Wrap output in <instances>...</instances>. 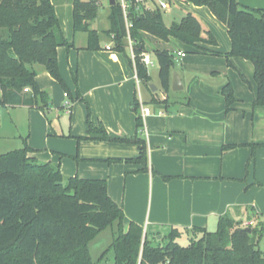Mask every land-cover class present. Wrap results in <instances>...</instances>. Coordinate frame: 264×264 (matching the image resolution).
<instances>
[{
    "label": "crops",
    "instance_id": "0c3cea01",
    "mask_svg": "<svg viewBox=\"0 0 264 264\" xmlns=\"http://www.w3.org/2000/svg\"><path fill=\"white\" fill-rule=\"evenodd\" d=\"M74 1L52 2L57 15V3L60 4L61 27L74 44L71 49L60 47L58 58L61 75L72 93L70 104L75 115L66 113L65 103L69 98L42 67L37 68L36 80L40 89L50 94L49 109L43 112L26 106L7 107L14 116L27 118L28 133L17 138L22 146L24 139L27 140L33 150L29 156L59 164L65 177L107 181L110 197L125 213L124 229L135 222L150 237L155 234L157 241H162L170 228L199 227L213 231L220 218L229 216L231 211L251 209L258 216L262 214L254 195L260 189L264 191V107L253 105L257 95L253 64L235 57L231 59V67L224 57L231 49L220 51L219 46H204L221 53L217 56L189 46L188 50L184 49L179 47L180 41L171 38L164 42L178 44V47L164 50L181 61L183 72L176 67L172 71L168 94L163 92L160 80L155 83L150 74L151 81L145 83L144 90L135 80L130 47L126 53L117 52L112 38L105 35V42L92 24L100 34V49L88 50V33L74 30ZM237 1L244 7L264 9V0ZM142 37L150 55L148 37L163 41L146 32H142ZM108 45L112 50L106 49ZM178 52L186 55L178 57ZM188 53L194 54L193 62ZM120 54L126 56V63L122 62ZM176 72L184 86L173 96L171 93L176 92L172 90V80ZM228 82L232 83L237 100L230 113L225 111L226 102L221 94ZM150 85L157 90L153 91ZM187 88L189 95L184 94ZM156 94L162 99L168 97L169 107L152 104ZM135 97L152 112L143 118L144 127L140 131L132 109ZM88 108L93 126H103L111 138L139 136L146 141L148 170L144 171L143 165L135 163H104L108 159L137 158L140 155L138 144L78 141L88 136ZM61 111L69 116L70 133L63 131ZM48 115L58 118L59 122L50 121ZM82 126L85 129L78 131ZM229 145L235 148L224 152L223 148ZM253 145H258L254 159Z\"/></svg>",
    "mask_w": 264,
    "mask_h": 264
},
{
    "label": "trees",
    "instance_id": "16d2710c",
    "mask_svg": "<svg viewBox=\"0 0 264 264\" xmlns=\"http://www.w3.org/2000/svg\"><path fill=\"white\" fill-rule=\"evenodd\" d=\"M115 1L116 4L110 6V27L104 34L114 36L113 49L120 53H126L131 39L135 59L130 56V62L142 83L151 81L141 59L146 52L142 32L163 41L174 38L197 50L209 51L204 48L206 45L219 46L212 35L204 37L201 22L190 13L181 23L167 26L156 0L144 3L131 0L132 26L128 30L121 4ZM187 1L197 7L209 6L226 24L232 48L224 57L231 67V59L235 57L252 62L257 85L253 105L264 107V10L244 7L237 0ZM100 5L98 0L74 1V30L88 33V50L91 51L100 49V34L92 28ZM60 47L71 49L74 44L66 38L52 0H0L1 109L19 106L43 112L49 109L50 94L41 90L36 80L38 67L47 71L72 101L71 90L59 69ZM208 53L221 55L214 51ZM154 55L159 65L161 88L168 94L176 67L175 56L167 50H157ZM241 77L248 83L243 74ZM221 94L226 102L225 111L230 113L237 101L231 82L221 89ZM161 99L156 94L151 103L169 107L168 100ZM140 108V100L135 97L132 109L137 115L138 131L144 127ZM88 126V136L78 141L138 144L140 155L126 162L141 164L144 171L148 170L145 140L139 136L111 138L103 126H93L89 108ZM252 147L254 159L258 145ZM234 148L225 146L223 151ZM32 151L24 139L22 148L0 154V264H264L259 231L252 229L249 233L243 221L230 216L220 218L216 231L199 227L185 230L191 236L187 246L180 245L178 240L182 233L175 228H170L164 236L165 244L158 243L155 234L150 237L135 222H130L125 230V213L110 197L107 181L65 177L59 164L30 157ZM115 226L117 231H113L111 246L99 261H94L91 242ZM109 252L113 253L111 261L105 260Z\"/></svg>",
    "mask_w": 264,
    "mask_h": 264
},
{
    "label": "rangeland",
    "instance_id": "374dc122",
    "mask_svg": "<svg viewBox=\"0 0 264 264\" xmlns=\"http://www.w3.org/2000/svg\"><path fill=\"white\" fill-rule=\"evenodd\" d=\"M53 2H63V0H52ZM98 2H102V5L98 8V17L96 21L93 23L94 27L99 30L101 33V37L104 38V41L106 42V37L104 34V31L107 30L110 27L109 23V15L111 12L110 9V4L109 0H98ZM145 2H148L147 0ZM170 4V10L163 12V20L164 23L167 26H170L172 23H181L183 19L187 16V14H192L195 15L199 21L202 24V29H203V35L204 37L212 35L218 42H219V50L220 51H227L232 48V41L228 32V28L225 23L222 22L221 19H219L215 13L212 11V9L209 6H201L197 7L195 5H192L189 3L187 0H170L168 1ZM264 5V2H262ZM191 5V7H190ZM190 7V8H189ZM57 11H58V17H62L61 14V6L60 4L57 3ZM190 9V10H189ZM189 10V12H188ZM264 10V9H262ZM57 14V13H56ZM171 39V38H170ZM148 46L150 49V52L152 53L151 56L155 62L153 67L149 68V74L152 75L153 80L155 83L159 82V65L157 62V59L154 55L155 50H164V49H173L178 47L177 45L179 44V47H182L184 49H189L187 45H184L183 43H178L176 46L173 44H170L168 42L160 41L158 42L155 38L153 37H148ZM207 46V45H206ZM188 56H190L191 62L194 61L192 57L194 56L193 53H188ZM120 57L122 58V62L126 63L127 58L124 55L120 54ZM240 58V57H239ZM244 59V58H243ZM246 60V59H245ZM249 61V60H246ZM190 62V61H188ZM250 62V61H249ZM252 64V62H250ZM201 66L203 65L202 62H199ZM176 69L179 72H183V68L181 65V61L176 59ZM189 77H192L190 74ZM202 75H199V78H201ZM245 84H248L245 82ZM184 86V85H183ZM141 88L145 90L146 86L145 83L141 82ZM189 95V90H184V94ZM174 94L176 93H171L173 96H177ZM168 101V104H171L170 99L167 97L165 98ZM163 100V99H161ZM68 101L72 104V102L68 99ZM67 103H65L66 105ZM84 109H86L85 106H83ZM72 111V109H71ZM86 111V110H85ZM141 109L139 110L140 113ZM55 113V112H54ZM74 114V109L71 112V114ZM61 115V124L63 125V131L65 133H70V120L69 116L65 115L64 111H61L59 113ZM70 114V115H71ZM141 114V113H140ZM75 115V114H74ZM50 121L54 122L55 120L59 122L58 118L53 119V115H48ZM74 117V116H73ZM26 117L18 118L11 113L7 108H2L1 113H0V154L8 153L10 151L19 149L22 146L21 141L19 140L20 135H27L28 133V121L26 120ZM54 124V123H52ZM85 129L83 126L80 127V130L82 131ZM86 141V140H82ZM82 141H79L80 143ZM92 141V140H89ZM107 142H114V141H105ZM115 143H121V142H115ZM31 153V152H30ZM29 153V154H30ZM114 159H108L104 161L105 164L107 165H112V164H119V163H127V159H123L120 162H114ZM116 160V159H115ZM121 160V159H120ZM128 164V163H127ZM80 178V177H79ZM255 198L258 199L259 205L262 207V214H256L255 212L253 213V210H242V211H231L232 213L229 215L231 218H234L235 220L238 221H243L244 222V227H248L251 229H255L259 231L260 239H259V248L264 251V191L260 189V191L254 195ZM252 213V216H250ZM248 219H251L250 222H247ZM217 228H215L213 231H216ZM115 232L117 231V227H114ZM148 230V229H147ZM182 233V237L178 240L180 245L182 246H187L190 243L191 236H189L185 230H180ZM113 229L110 227L103 231L94 241L91 242L90 244V249H91V255L94 261H99L101 258L102 254L111 246L113 242ZM158 243L165 244L166 240L158 241ZM112 260L113 259V253L109 252L105 258V260Z\"/></svg>",
    "mask_w": 264,
    "mask_h": 264
},
{
    "label": "built area",
    "instance_id": "2783aa9c",
    "mask_svg": "<svg viewBox=\"0 0 264 264\" xmlns=\"http://www.w3.org/2000/svg\"><path fill=\"white\" fill-rule=\"evenodd\" d=\"M146 0H137V2L139 3H144ZM159 7L161 8V10L163 12L170 10V4L167 0H156ZM122 10H123V14H124V18H125V22H126V27L129 30L130 27L132 26L131 21L129 20V15H130V8H131V0H119ZM137 10H139V7H137ZM112 38H114V36H112ZM129 47L131 49V57L134 60L135 59V55L133 53V46H132V41L129 38ZM107 50H112V46L108 45L106 47ZM186 54L182 53V52H178L177 56L178 57H184ZM141 59H142V63L147 67V69H149L150 67H153L155 62L152 58V56L147 53L144 52L141 55ZM135 80L137 82V84L139 85L141 83L140 79L137 76L136 70H135ZM26 92H29L30 89H26ZM65 96L67 97V95L65 94ZM71 104L70 102H67L66 104V113L67 114H71ZM141 116L142 118H146L147 116H150L152 114L151 110L147 107H145L142 103H141ZM0 113H1V107H0ZM160 115H163L162 112L159 113ZM164 264H168V263H164Z\"/></svg>",
    "mask_w": 264,
    "mask_h": 264
},
{
    "label": "water",
    "instance_id": "95a60500",
    "mask_svg": "<svg viewBox=\"0 0 264 264\" xmlns=\"http://www.w3.org/2000/svg\"><path fill=\"white\" fill-rule=\"evenodd\" d=\"M115 4H116V1L115 0H110V6H114ZM150 88L153 91H156L157 90V88L154 85H150ZM182 89H183V85H182L180 76L176 72V73H174L173 80H172V90L174 92H178V91H181ZM247 231L249 233H251V229L250 228H247Z\"/></svg>",
    "mask_w": 264,
    "mask_h": 264
}]
</instances>
